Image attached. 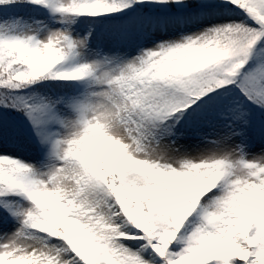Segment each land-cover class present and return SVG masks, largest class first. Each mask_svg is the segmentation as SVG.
Wrapping results in <instances>:
<instances>
[{
    "label": "snow or ice",
    "instance_id": "snow-or-ice-1",
    "mask_svg": "<svg viewBox=\"0 0 264 264\" xmlns=\"http://www.w3.org/2000/svg\"><path fill=\"white\" fill-rule=\"evenodd\" d=\"M0 264H264V0H0Z\"/></svg>",
    "mask_w": 264,
    "mask_h": 264
}]
</instances>
